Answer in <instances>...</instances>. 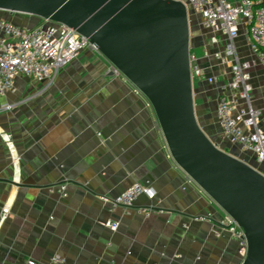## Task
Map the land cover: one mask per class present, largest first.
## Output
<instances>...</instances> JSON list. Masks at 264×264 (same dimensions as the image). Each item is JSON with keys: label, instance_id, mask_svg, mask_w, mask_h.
I'll list each match as a JSON object with an SVG mask.
<instances>
[{"label": "crops", "instance_id": "obj_1", "mask_svg": "<svg viewBox=\"0 0 264 264\" xmlns=\"http://www.w3.org/2000/svg\"><path fill=\"white\" fill-rule=\"evenodd\" d=\"M0 15L28 26L40 21ZM206 36L201 44L210 53L223 48ZM237 45L242 59L254 61L243 36ZM201 65L216 79L195 84L201 123L224 148L264 170L254 153L223 134L217 106L209 107L233 94L230 64L211 55ZM110 66L87 48L53 81L21 75L0 97V264H240L241 242L225 223L227 213L176 163L149 99ZM250 84L264 130V67L257 62ZM6 137L22 156L18 180ZM135 182L154 195L111 211L109 199ZM4 207L9 214L1 220ZM139 207L154 211L145 216ZM110 220L120 223L116 231Z\"/></svg>", "mask_w": 264, "mask_h": 264}, {"label": "water", "instance_id": "obj_2", "mask_svg": "<svg viewBox=\"0 0 264 264\" xmlns=\"http://www.w3.org/2000/svg\"><path fill=\"white\" fill-rule=\"evenodd\" d=\"M0 12L63 23L87 37L149 99L176 163L244 230L240 264H264V170L224 148L198 117L195 14L185 3L0 0Z\"/></svg>", "mask_w": 264, "mask_h": 264}, {"label": "built area", "instance_id": "obj_3", "mask_svg": "<svg viewBox=\"0 0 264 264\" xmlns=\"http://www.w3.org/2000/svg\"><path fill=\"white\" fill-rule=\"evenodd\" d=\"M183 2L188 9L201 19V26L208 30L213 45H223L220 50L210 53L204 50L198 55L191 49V71L194 84L207 79L214 82V77H207L201 65L202 59L213 55L222 62L229 63L232 79L227 87L233 91L231 96L217 98V119L223 134L240 146L245 152L254 153L257 160L264 163V130L259 126L261 111L252 105L251 67L259 63L264 67V0H175ZM243 36L254 61L244 60L238 53L237 40ZM98 51L90 40L71 26L49 19H40L34 26L20 24L11 18L0 15V97L16 89V80L25 75L38 82H51L58 72L77 58L85 49ZM109 72L123 75L111 64ZM243 100L246 106L241 104ZM11 104H4V109H12ZM11 158L15 167L16 180L20 174L22 156L6 137ZM67 196L66 184L61 185ZM153 196L149 185L135 182L121 194L109 199L110 210L118 208L130 210L135 207L141 195ZM139 213L150 216L154 209L137 208ZM9 208L4 207L1 220H5ZM225 223L241 242V252L247 253V241L244 230L227 214ZM111 230L116 231L120 223L116 220L107 222ZM29 264H37L30 260Z\"/></svg>", "mask_w": 264, "mask_h": 264}, {"label": "rangeland", "instance_id": "obj_4", "mask_svg": "<svg viewBox=\"0 0 264 264\" xmlns=\"http://www.w3.org/2000/svg\"><path fill=\"white\" fill-rule=\"evenodd\" d=\"M190 10L193 11L192 9H190ZM1 13H4V12H0V14ZM4 17H7V16H4ZM20 24H23V23H20ZM23 25H26V24H23ZM192 26L194 28L193 36L195 37V42L194 43H195V46H196L192 50L195 51L198 55H202L204 53L205 47L201 44V42L205 38H207V36H206L207 34L203 31V28L201 26V19H200L199 16L195 15V17L193 19V25ZM197 36L201 37V38L197 39L196 38ZM200 102H201L200 98H197V103L199 104ZM209 107H210V110L213 112L214 111V103H213L212 100L209 102Z\"/></svg>", "mask_w": 264, "mask_h": 264}, {"label": "flooded vegetation", "instance_id": "obj_5", "mask_svg": "<svg viewBox=\"0 0 264 264\" xmlns=\"http://www.w3.org/2000/svg\"><path fill=\"white\" fill-rule=\"evenodd\" d=\"M203 31H204L206 34H209V31H208V30L203 29ZM214 105L217 106V100L214 101Z\"/></svg>", "mask_w": 264, "mask_h": 264}]
</instances>
